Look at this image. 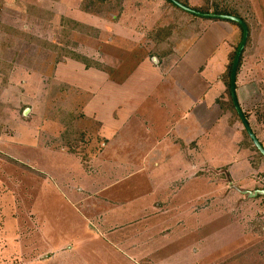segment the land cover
Returning a JSON list of instances; mask_svg holds the SVG:
<instances>
[{
  "label": "rangeland",
  "instance_id": "374dc122",
  "mask_svg": "<svg viewBox=\"0 0 264 264\" xmlns=\"http://www.w3.org/2000/svg\"><path fill=\"white\" fill-rule=\"evenodd\" d=\"M178 1L191 10L225 11L246 22L248 40L241 60L242 78L237 75V85L243 91L244 114L264 148V0ZM194 21L204 26L211 23L170 6L166 0H0V264H133L127 262L128 258L137 260L139 251L134 249L141 250L140 246L130 248L136 255L127 251L126 246L111 248L93 228L92 220L96 222L102 211L89 209L88 204L78 205L74 200L73 197L79 196L67 187V182L75 185L78 170L59 172L61 157L51 156L46 165L53 167L54 188L46 184L48 180L52 183V178L43 174L37 162L43 159L49 142H59L53 136L71 130L70 127L62 129V125H79L75 117L81 107L83 111L77 116L92 119V103H137L142 107L136 109L144 116L149 115L151 103H168L167 115L158 109L157 115L147 118L148 130H140L135 120L115 130L116 141L112 144L117 149L129 140L136 147L139 144L142 152L148 151L147 141L152 140L141 139L144 134L139 133H162L167 129L165 122L179 120L184 109L179 116L173 114V103L166 98L171 97L172 90L166 94L159 88L147 92L157 82L155 76L148 78L142 88L136 85L132 93L123 80L136 76L134 70L141 67L138 64L142 61L146 68L164 71L169 66L156 63L153 56L163 58L167 52L174 53L177 51L174 42L178 43L181 54L191 50L202 34ZM163 22L172 27L168 40L156 36V31L165 26ZM222 23L236 32L228 44L237 46L241 41L240 29L232 22ZM223 51L222 64L225 63ZM215 59L206 68L213 67L219 55ZM208 80L213 84L216 75ZM224 94L229 103L228 92L224 90ZM221 100L223 95L217 102ZM209 107L214 114L207 129L210 131L194 147L198 153L204 150L208 159L209 164L202 173L208 174L204 182L209 180L210 185H201L199 172L193 192L185 189L180 203L194 195V191L195 195L208 197L207 216L197 208L194 213L209 230L196 231L195 243L201 244L198 236H209L207 246L218 264H264V197L248 200L244 194L264 191V160L249 146L242 127L229 122H236L231 111L226 114L222 111L220 118L213 104ZM193 115L190 113L189 117ZM86 125L88 129L84 125L78 127L80 133L102 128L97 123ZM178 125L170 130V138L179 132ZM236 132L242 139H238ZM208 139L209 145L204 147L203 142L206 144ZM85 141L88 147L90 140ZM178 142L184 145L181 138ZM237 142L247 145L246 153L237 150ZM214 146L219 147V156ZM139 157L136 153L137 161ZM116 158L120 166L115 167L121 168L127 159L126 153L117 154ZM162 158L163 164L158 167L160 179L176 178L178 173L170 164L171 158ZM80 159L84 164L88 162L85 154ZM60 163L61 166L68 164L62 159ZM106 164L99 161L97 170L104 174ZM121 169L122 173L110 171L112 176L100 181L122 178L128 171ZM86 178L89 180L92 174L86 173ZM139 182H145V175L122 181L113 191ZM137 194L132 193L131 198ZM186 221L189 223L192 219ZM177 247L173 245L160 255L171 254ZM208 260L198 259L195 264H208ZM140 262L137 264L152 263L151 260Z\"/></svg>",
  "mask_w": 264,
  "mask_h": 264
},
{
  "label": "crops",
  "instance_id": "0c3cea01",
  "mask_svg": "<svg viewBox=\"0 0 264 264\" xmlns=\"http://www.w3.org/2000/svg\"><path fill=\"white\" fill-rule=\"evenodd\" d=\"M165 10L169 12L168 9ZM194 22L202 30V34L199 36L198 44H195L191 50L181 54L178 43L174 42L176 45L175 50L177 51L174 53L167 52L163 58L160 55L153 56L157 59V62L155 61L156 63L160 62V64L164 63V65L169 66L164 69V71L146 68L144 67L145 62L142 61L138 64V66L141 67H137L134 70L137 73L136 76L127 77L123 80L128 91L132 93L131 90L136 89V85L142 88L146 85L148 78L155 76L157 82L152 88H148L147 92H154L159 88L160 92L166 94L172 90V98H166L170 100V103H173V114L179 116L184 109L183 116H180L179 120L174 122L173 119L171 122H165L164 126L167 129L162 133H139L144 134L141 139L152 140L147 141V146L150 147L148 151L145 150L142 152L139 149V144L138 147H136L134 143H130L128 139V143L123 142V147L117 149L115 145L112 144L116 141L115 130L119 125L132 124L133 120H135L140 130H148L147 127L150 125L147 123V118L157 115L158 109H161L163 111L162 113L167 115L169 112H165L168 108V103H151L148 116L139 113L136 107L141 108L142 106L139 107L137 103H112V105H110V103H92L94 105L92 119L79 118V116H77V114L80 115L83 111L81 107L80 111L78 110L76 112L75 117L79 125L72 123L64 126L62 125V129L70 127V132L66 133L64 130L53 136L58 138L57 140L60 143L49 142L48 148L44 149L45 153L43 159L40 160L42 164H39L40 161L37 162L38 166L42 168L43 174L49 179L52 178V183L50 180H48V182L44 180V183L47 182L46 184H50L51 186L54 185V188H56L54 184L56 177L53 173V167L50 166V168H48L46 165V161H49L51 156L59 157L60 155L62 160L68 162V164L64 163V167L63 165L61 166V159L58 160L61 167L58 168L59 172H66L73 169L76 171L78 170L75 185L72 186L67 182V187L71 188V191L79 196V198L73 197L76 202H79L78 205L84 206L88 204L89 206L86 205L87 208H96L102 211L98 214L99 217H97L96 222L92 220L93 228L96 230L97 235L106 239L111 248L116 250V247L126 246L125 248L127 251L133 255H136L134 251H139V253L137 252V260L128 258L130 260H127L128 263L132 262L133 264H137L141 263V260H151L153 264H195L199 261L203 262L206 257V259H209L208 264H218V260L213 257L214 255L211 252L210 246H207L210 240L209 236H198L199 238L201 237V244L198 246L195 243V232L206 229V227H204L205 222L202 223V221H200L203 219L196 216L197 214L194 213L196 212L195 208L203 210L204 213L202 215L207 216L205 212L208 205L206 201H209L208 197L195 195L196 192L194 191V195L190 198L183 199L181 203L180 200L182 199L181 196L185 194V189L189 190L190 193L193 192L192 187L196 184L195 181H197V178L195 177H197L196 175L199 172H201V175H199L201 178L199 179L201 185H210L209 180H207L206 183L204 182L208 174L205 172L202 173L204 168L209 164L208 159L205 158L204 150L201 151V153L195 150L194 144L197 143L200 138L207 136L205 133H209L210 131H207V129L214 119V114L210 111V105L213 104L215 111L221 115H219L220 118H222V111L225 112V114L231 111L228 100L225 99L224 94V90L226 92L227 89H225V76L227 73L224 74V71L225 68L226 71H228L227 69L230 63L229 56L236 47L232 43L228 44V42L234 38L236 32L231 29L228 24L222 23L225 21H211L209 26H204L203 23H198L196 21ZM160 23L161 22H159V24ZM163 24L165 26L161 27L162 31L168 34L171 33L172 27L167 26L168 23L166 22H163ZM170 37L171 34L162 40H168ZM222 50H224L223 52L225 53L224 64H222ZM192 53L193 55H191ZM218 55L219 59H217V61L220 63V66L222 65L221 68L217 61H214L215 64L213 67L211 65L210 69L206 68L209 62L214 60ZM241 73L240 66L237 75L242 78ZM213 75H216V81L212 84L209 82L208 78ZM236 80L238 103L241 105L240 108L242 112L245 113L241 98L243 91H241V86L237 85V76ZM211 92H213V94L210 96ZM221 95H223V100L217 102ZM141 105H143V103ZM190 113H194V115L189 117ZM229 122L231 124L238 123V125L242 127L240 120L237 118L236 122L234 120ZM88 123H97L102 125V128L97 132L86 130L80 133L78 127L84 125L88 129L86 125ZM178 124L180 125L179 132L176 136L170 138V130L174 128V125L177 126ZM174 130L175 129H173V131ZM236 136L238 139L241 138L239 132H236ZM100 138L102 141L99 142ZM179 138L183 140L184 145L178 142ZM73 139L74 141H72ZM85 140H90L88 147L84 145L87 143ZM208 145L209 139L206 144L203 142L204 147ZM58 146L61 147L58 148ZM218 148L219 147L214 146L213 150L218 151ZM236 148L238 151H245L244 153H246L248 147L247 145L237 142ZM53 150L56 152H53ZM120 153H126L127 159L121 163V168L126 169L128 173L122 178L119 177L117 180L111 182L100 181L105 176H112V174L109 173L110 171H117L118 173L123 172L121 168L115 167L120 166L117 164L118 161H115L117 160V154ZM136 153L140 156L139 161L135 159ZM84 154L88 157V162L85 164L80 159ZM171 154L172 156H170ZM219 155L220 153L218 151V156ZM164 156L171 158L170 164L174 168L173 170L178 173L176 178L170 179V176H168L166 181L160 179L162 177L158 171V167L163 164L162 157ZM72 159L74 163H71ZM99 161L107 162V170L104 174L99 172L96 168ZM79 170L85 172V174L81 173ZM86 173L92 174V178L88 180L86 178ZM143 175H145V182H139V185L131 183L128 186L124 185L123 188H119L118 191H113L116 186L122 184V181L132 180L136 176L142 178ZM174 183L176 186H174ZM137 186H139V188H137ZM145 187L146 189H144ZM132 193L138 194L132 199ZM141 193H144L143 196H140ZM256 193L257 191L253 193L245 192L244 194L247 196L248 200H255L258 198V194L261 195L260 193ZM179 203L183 206L181 207ZM199 205L203 206L200 207ZM141 211L146 212V214H143ZM197 213L200 212L198 211ZM190 219H192V221L188 223L186 220L189 221ZM194 220L195 222L197 220L196 224ZM179 225L182 227L180 228L181 230L178 228ZM193 226H196L197 229L195 230ZM206 230L208 231L209 229ZM222 234L225 235L226 233ZM184 241H186V244ZM176 244L178 247L175 252L173 251L171 254H166V256L160 255L164 250H168L169 247ZM137 246H140L141 250H137L135 248ZM132 247L135 248L133 252L130 251ZM198 259L199 261H197Z\"/></svg>",
  "mask_w": 264,
  "mask_h": 264
},
{
  "label": "water",
  "instance_id": "95a60500",
  "mask_svg": "<svg viewBox=\"0 0 264 264\" xmlns=\"http://www.w3.org/2000/svg\"><path fill=\"white\" fill-rule=\"evenodd\" d=\"M167 2L171 3L172 5H174L176 8L194 15L196 17L202 18V19H210V20H219V21H226V22H232V23H236L237 25H239L241 27L242 30V38L239 44V47L236 51V54L234 56L232 65H231V69H230V81H229V92H230V97H231V101L233 104V108L242 124V127L244 129V131L246 132L248 138L250 139V141L252 142L253 146L255 147V149L259 152V154L264 158V148L262 147V145L259 143V141L257 140V138L255 137L254 133L252 132L245 116L244 113L242 112L239 103H238V99H237V95H236V76H237V70L239 67V63H240V59L242 57L243 51L246 47L247 44V40H248V27L246 25V23L234 16H227V15H214V14H203V13H199L196 11H193L187 7H185L184 5H181L179 2H177L176 0H166ZM260 193L261 195L264 196V191H260L257 192ZM256 193V194H257ZM255 194V195H256Z\"/></svg>",
  "mask_w": 264,
  "mask_h": 264
},
{
  "label": "trees",
  "instance_id": "16d2710c",
  "mask_svg": "<svg viewBox=\"0 0 264 264\" xmlns=\"http://www.w3.org/2000/svg\"><path fill=\"white\" fill-rule=\"evenodd\" d=\"M177 2H179L178 0H176ZM180 3V2H179ZM168 4L170 5V6H172V7H174L175 8V6L174 5H172L171 3H169L168 2ZM181 5H183V4H181ZM185 6V5H184ZM185 7H187V6H185ZM193 11H196V12H199V13H203V14H214V15H227V16H234V17H237V16H235V15H230V14H228L227 12H225V11H220V12H210L209 10H205V11H200V10H196V9H192ZM196 17V16H195ZM198 18V17H197ZM237 18H239V19H241V20H243L242 18H240V17H237ZM206 20H208V21H217V20H210V19H206ZM219 21V20H218ZM244 21V20H243ZM245 22V21H244ZM246 23V22H245ZM235 25H237L236 23H234ZM238 26V28L240 29V33H241V38H242V30H241V27L239 26V25H237ZM170 34V33H169ZM168 33H166L165 31L163 32L162 31V29H158L157 31H156V36L157 37H161L162 39H164V38H166L168 35H169ZM239 44H240V42H239ZM239 44L233 49V52L230 54V56H229V61H230V63H229V66H228V71H227V74H226V76H225V83H226V91L228 92V98H229V106H230V108H231V111L233 112V114H234V116L239 120V118H238V116H237V114H236V112H235V110H234V108H233V104H232V101H231V97H230V92H229V81H230V69H231V65H232V62H233V59H234V56H235V54H236V51H237V49H238V47H239ZM241 60H242V57H241V59H240V63H239V67H238V70H237V73H238V71H239V68H240V66H241ZM244 116H245V114H244ZM245 118H246V120H247V122H248V118H247V116H245ZM248 124H249V122H248ZM249 126H250V124H249ZM250 128H251V126H250ZM251 130H252V132L254 133V131H253V129L251 128ZM67 132H70V131H67ZM243 134L245 135V137L247 138V140L249 141V146H251V148L257 153V155L262 159V160H264V158L259 154V152L255 149V147L253 146V144H252V142L250 141V139L248 138V136H247V134H246V132L244 131V129H243ZM254 135H255V133H254ZM255 137H256V135H255ZM257 138V137H256ZM257 140H258V138H257ZM259 141V140H258ZM260 143V142H259ZM261 144V143H260ZM262 145V144H261ZM263 147V146H262ZM258 196H263V195H259L258 194ZM264 197V196H263Z\"/></svg>",
  "mask_w": 264,
  "mask_h": 264
}]
</instances>
